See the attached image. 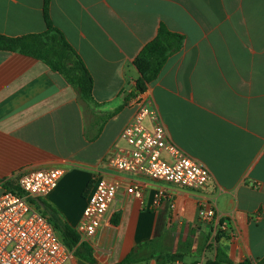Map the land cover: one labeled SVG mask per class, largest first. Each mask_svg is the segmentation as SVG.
<instances>
[{"label":"crops","instance_id":"0c3cea01","mask_svg":"<svg viewBox=\"0 0 264 264\" xmlns=\"http://www.w3.org/2000/svg\"><path fill=\"white\" fill-rule=\"evenodd\" d=\"M43 3L0 0V35L43 33ZM48 13L92 77V100L43 62L0 51V196L1 181L63 169L41 199L75 229L95 181H113L116 200L94 238L110 234L107 262L159 241L175 246L163 254L173 262L188 256L203 264H264V0H49ZM160 23L184 35V45L141 97L171 141L208 169L199 190L107 164L136 111L133 100L125 104L139 76L133 63ZM131 185L141 199L125 194ZM160 190L166 197L155 204ZM200 201L216 209L225 231L214 237L199 220Z\"/></svg>","mask_w":264,"mask_h":264},{"label":"built area","instance_id":"2783aa9c","mask_svg":"<svg viewBox=\"0 0 264 264\" xmlns=\"http://www.w3.org/2000/svg\"><path fill=\"white\" fill-rule=\"evenodd\" d=\"M138 96L133 100L136 111L121 131L111 148L108 166L117 171L141 174L155 181L192 190L203 189L210 180L208 169L188 156L169 138L166 127L149 100ZM60 168L38 169L19 176L18 191L3 190L0 196V264H75L74 251L63 243L49 218L34 204L45 198L58 185L64 175ZM119 184L98 179L87 198L86 206L75 230L80 242L89 244L96 259L105 264L111 254L109 239L96 240L109 207L115 202ZM126 195L141 199L140 189L127 186ZM166 197L160 190L155 199L158 204ZM198 218L217 232L227 229L216 209L200 201ZM169 264H203L202 261Z\"/></svg>","mask_w":264,"mask_h":264},{"label":"trees","instance_id":"16d2710c","mask_svg":"<svg viewBox=\"0 0 264 264\" xmlns=\"http://www.w3.org/2000/svg\"><path fill=\"white\" fill-rule=\"evenodd\" d=\"M48 5L49 0H44L43 18L46 30L43 33L22 37L0 35V51L18 52L43 62L52 71L62 75L70 85L77 88L82 99L90 102L92 100V77L63 34L52 24ZM184 40V35L170 31L163 23L159 24L155 37L141 49L133 63L139 76L128 93L125 104L130 99L134 100L146 92L148 85L156 80L167 60L182 49ZM1 185L3 190L18 191L14 180L1 181ZM35 200L42 206L43 213L52 222L64 245L74 251L78 264H96L92 248L89 244L80 242L76 230L60 217L58 211L41 198ZM118 220L119 215L115 213L111 218V223L117 225ZM130 257L129 254L116 264H134L130 261ZM166 258L165 262H173V257ZM242 264H249V262L245 261Z\"/></svg>","mask_w":264,"mask_h":264},{"label":"rangeland","instance_id":"374dc122","mask_svg":"<svg viewBox=\"0 0 264 264\" xmlns=\"http://www.w3.org/2000/svg\"><path fill=\"white\" fill-rule=\"evenodd\" d=\"M167 247L173 248V249L175 248L174 245H169V244L160 245L159 241H155V242L152 241L151 243H148V242L139 243L131 251L130 261L134 262V264H169L168 262H165L166 258L163 257L164 256L163 254L166 251ZM114 255H116V251L113 250L112 256L114 257ZM182 261L185 263L193 262L188 256H184ZM115 263L117 262H115L113 259L112 261L110 260L109 262L105 264H115Z\"/></svg>","mask_w":264,"mask_h":264},{"label":"water","instance_id":"95a60500","mask_svg":"<svg viewBox=\"0 0 264 264\" xmlns=\"http://www.w3.org/2000/svg\"><path fill=\"white\" fill-rule=\"evenodd\" d=\"M177 259L180 261L181 258L180 257H177V258H174V261H177Z\"/></svg>","mask_w":264,"mask_h":264}]
</instances>
